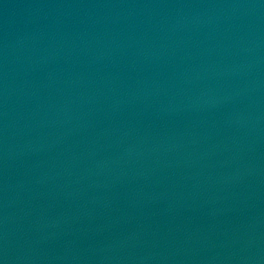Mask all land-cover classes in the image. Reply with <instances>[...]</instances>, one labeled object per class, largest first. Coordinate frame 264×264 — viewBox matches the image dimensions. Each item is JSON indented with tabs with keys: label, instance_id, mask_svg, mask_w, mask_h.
<instances>
[{
	"label": "water",
	"instance_id": "water-1",
	"mask_svg": "<svg viewBox=\"0 0 264 264\" xmlns=\"http://www.w3.org/2000/svg\"><path fill=\"white\" fill-rule=\"evenodd\" d=\"M0 264H264V0H0Z\"/></svg>",
	"mask_w": 264,
	"mask_h": 264
}]
</instances>
